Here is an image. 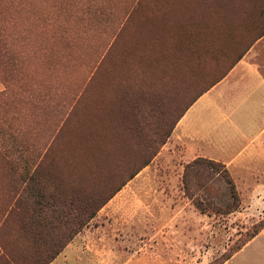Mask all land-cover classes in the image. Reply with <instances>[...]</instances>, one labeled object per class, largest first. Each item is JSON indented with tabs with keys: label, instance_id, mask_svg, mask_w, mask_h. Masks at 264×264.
Instances as JSON below:
<instances>
[{
	"label": "rangeland",
	"instance_id": "obj_1",
	"mask_svg": "<svg viewBox=\"0 0 264 264\" xmlns=\"http://www.w3.org/2000/svg\"><path fill=\"white\" fill-rule=\"evenodd\" d=\"M263 11L264 0H0V264H43L77 229L47 215L45 228L34 227L44 241L25 232L41 196L77 204L103 182L124 180L115 174L118 163L138 165L157 150L51 262L264 264V156L222 168L186 158L173 142L177 124L165 145L155 135L159 128L165 134L197 90L247 55L264 33ZM186 33L210 40L205 72L195 80L156 78L154 62L169 60L170 43ZM218 51L223 57L214 62ZM153 98L160 115L143 108L134 120ZM212 113L197 106L188 124L228 145L235 139L227 158L244 145L257 150L264 115L240 124L239 137ZM90 155L98 163L93 174L84 171ZM67 246L77 259L64 256L71 255Z\"/></svg>",
	"mask_w": 264,
	"mask_h": 264
},
{
	"label": "trees",
	"instance_id": "obj_2",
	"mask_svg": "<svg viewBox=\"0 0 264 264\" xmlns=\"http://www.w3.org/2000/svg\"><path fill=\"white\" fill-rule=\"evenodd\" d=\"M264 14V11H263ZM204 30V29H203ZM206 31V30H204ZM264 37V33L257 38L255 42L260 40ZM210 40L205 35L201 36V38L197 41H194V37L190 35L189 33H186L184 35V38L179 42H172L170 43V53H173L174 55H171L169 60H164L163 58H158L154 62L155 71H153V74H155V77L158 78L159 76L169 77V79H183L186 80V77L194 78L193 80L199 79L204 72V68L201 65L202 64V57L207 54V49L209 47ZM248 51V50H247ZM246 51V52H247ZM245 52V53H246ZM239 55L235 58L234 61H232L226 69L222 70L218 76L214 78L212 81H208V85H206L205 89H199L196 91V96L194 100H192L191 103H189L188 106L184 109V111L179 115L178 118L175 119L171 127H168V129L165 131H160L161 128L155 130V135H158L160 132V141L159 146L165 145L167 139L170 137V134L172 133L175 125L179 122V120L184 116V114L187 112V110L205 93H207L212 87H214L216 84H218L223 78L226 77V75L229 73V71L243 58L244 54ZM211 57H213L214 62H218L220 58L223 57V53L221 51H218L216 54L211 53ZM159 73H163L162 75ZM208 78V77H207ZM206 78V79H207ZM202 80V79H201ZM193 82V81H192ZM157 98H153L150 103L147 105H143L139 107V111L136 113L135 118H138V114L140 110L143 108H146L148 116H152L153 114L158 112V115H160V104L159 101H157ZM142 120H144L145 116L140 117ZM139 122V121H138ZM166 122V121H165ZM126 128L127 123L123 124ZM162 130V129H161ZM165 130V129H164ZM164 134V135H163ZM162 135L164 137H162ZM162 137V138H161ZM92 148V147H91ZM158 153V150L156 151L155 155ZM153 154V153H152ZM155 155H152L151 157L147 158L140 164H129V163H118L114 168L118 176L117 177H125L124 180L118 182L114 185V187H108V185L111 183V180L103 182L102 186H100L98 189H94L93 196H88L86 200L83 201H77V204L72 203L73 200L70 199L68 196L62 197V195L54 194L51 197H45L48 201H45L44 197L41 196V203L39 202L38 209L36 212V217L33 219L31 217V225H28L27 227H23L24 231L31 234L33 236L34 240H38V237L40 239H43L44 241V235L42 232H40L38 229L35 228H45L46 227V220L47 215H51L53 221L57 222V225L59 227H65L68 225H76V228L72 236H70L67 241L61 244H54V250L52 249V252H50L48 261L44 262L43 264H48L51 262L60 252L61 250L66 246V244L72 239V237L78 233L81 228L87 224L89 220H91L97 213V211L102 208L124 185L127 181L131 180L133 177H135L143 168L148 166L150 161L154 158ZM84 166V171H88L91 173L92 168L94 170L95 167H98V163L96 162V158L93 155H90V157H87ZM212 162V161H210ZM214 165V163H213ZM218 166H221L222 168H225L224 165H220L217 163ZM130 168V170H129ZM102 166L100 165L98 172L102 171ZM129 170V171H128ZM128 171V172H127ZM226 172V171H225ZM93 174V172H92ZM85 181V180H82ZM226 181L229 185L232 186L231 180L229 177H226ZM88 182H90L88 180ZM86 181V183H88ZM45 185L42 183V187L40 190L46 191ZM28 194V197H26V200L29 201V199L33 198L31 197L32 193V187L27 186L26 188ZM26 193V191H25ZM234 200L236 201L237 198L234 195ZM69 203L68 207H64L65 204ZM234 211V210H233ZM230 211V212H233ZM76 212L78 215L86 216L84 219H80L78 215H76ZM70 217H73V222H67ZM82 218V217H81ZM55 245H58L57 247ZM50 249L52 248V245L49 246ZM56 247V249H55Z\"/></svg>",
	"mask_w": 264,
	"mask_h": 264
},
{
	"label": "crops",
	"instance_id": "obj_3",
	"mask_svg": "<svg viewBox=\"0 0 264 264\" xmlns=\"http://www.w3.org/2000/svg\"><path fill=\"white\" fill-rule=\"evenodd\" d=\"M256 58H261V60L255 61ZM197 106H200L202 110L212 108V117L216 116L225 121L228 127L236 128V132H231L239 137L244 134L238 128L240 124L249 125L250 119L258 114L264 115V37L257 41L243 60L223 80L202 95L187 110L172 134L173 142L181 143L183 153L189 159L205 158L214 162H221L229 167L237 162H242L251 155L264 156L263 127L257 132V150H248V152L244 145L242 146L244 148H239L240 150L227 158L225 156L227 150L231 145L234 146L235 139H232V144L228 145L224 143V137L220 139V134H215V137L212 138L210 136L213 134L205 131L204 128L195 129L188 124L190 115ZM234 112L235 114L237 112L235 116H233ZM66 249L65 252L71 250V255L66 256L64 254L68 261L79 257L73 246H67ZM60 257H57L51 264H64V262L58 261Z\"/></svg>",
	"mask_w": 264,
	"mask_h": 264
}]
</instances>
